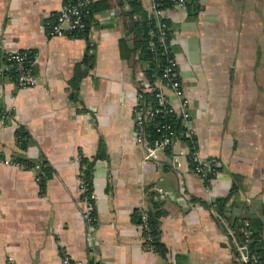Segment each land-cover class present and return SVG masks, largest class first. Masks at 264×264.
<instances>
[{"label": "crops", "instance_id": "0c3cea01", "mask_svg": "<svg viewBox=\"0 0 264 264\" xmlns=\"http://www.w3.org/2000/svg\"><path fill=\"white\" fill-rule=\"evenodd\" d=\"M66 1L0 0V48L38 58L35 86L18 90L0 77V161H44L52 170L42 192L34 171L0 162V264H63L65 254L87 260L79 156L94 162L92 260L241 264L232 230L206 205L226 197L236 182L235 216H261L264 207V0H186L184 8L164 12L199 150L219 159L221 170L210 184L176 157L184 147L178 141L157 160L143 161L133 106L144 64L139 51L131 61L121 57L120 42L130 44L133 36L117 0H96L109 8L94 17L95 63L71 99L87 40L52 38L47 29ZM141 2L149 15L152 0ZM17 124L29 135L26 149L18 146ZM155 207L164 212V256L144 250L134 221L137 210Z\"/></svg>", "mask_w": 264, "mask_h": 264}, {"label": "built area", "instance_id": "2783aa9c", "mask_svg": "<svg viewBox=\"0 0 264 264\" xmlns=\"http://www.w3.org/2000/svg\"><path fill=\"white\" fill-rule=\"evenodd\" d=\"M95 2L96 0H68L65 2L57 17L47 23L48 35L52 38L69 37L79 39L82 37L88 29L85 18ZM167 2L172 4V9H182L186 6V0H152L149 15L152 19L154 18V21H150V30L148 32V47L152 52H155L158 48L167 52L169 46L165 34L167 25L164 22L165 9L163 8L164 3ZM90 42L91 46H95L92 41ZM1 50L4 54L5 62L0 67V77L8 76L18 90L35 86L34 69L38 60L37 55H31L30 52L20 50H7L3 48ZM136 81L138 83V92L133 106L134 134L137 144L144 150L143 161L157 160L160 155L167 153L173 148L176 130L171 123L162 121L156 126L158 137L153 141H149L146 132L148 124L157 116H162L165 119L169 116L177 115L181 119L185 136L191 137L195 135V126L191 115L193 110L192 101L187 97L183 88L179 73V63L173 52L168 54L166 64L161 67V77L151 82L145 73L141 72L136 77ZM167 91L172 92L174 100L168 98ZM145 95L149 96V102H145ZM152 100L156 101V106H153ZM14 127L16 137L19 139L20 137L18 135L21 133L22 126L21 124H17ZM176 157H185L188 161H192L195 164L193 171L206 183H212L218 176L219 172L217 169L220 167V164L219 159L215 156L203 155L199 149L194 153H190L183 147L178 151ZM80 161L81 157L79 156L77 158L79 166L81 164ZM0 162L7 166L34 171L37 175L38 167L27 168L19 162L11 160ZM82 169H84L83 166L81 167V172ZM37 181L40 182L38 175ZM79 183L83 195L87 196L85 197L86 207L83 217L86 224V239L89 253L85 261L74 260L65 254L63 256V264H89V261L94 257L93 242L97 223L93 204L95 198L94 194L89 192L84 179H81ZM214 202L215 199L210 203L211 210L213 211L215 208ZM138 213L141 219V223L138 225L140 233L139 241L143 244L145 251L155 256L158 252L153 245V238L149 234L147 211L141 208L138 210ZM240 232L244 238L242 245L238 246L241 254V264H264V254H249L248 242L252 234L249 221H242ZM231 236L235 238L233 231L231 232ZM244 249L247 250L246 255L242 253ZM9 264L17 263L9 260Z\"/></svg>", "mask_w": 264, "mask_h": 264}, {"label": "trees", "instance_id": "16d2710c", "mask_svg": "<svg viewBox=\"0 0 264 264\" xmlns=\"http://www.w3.org/2000/svg\"><path fill=\"white\" fill-rule=\"evenodd\" d=\"M117 4L119 7L124 9L123 16L131 21L132 26L131 28H129V33L132 34L133 36L131 42L132 45L131 43L128 44L126 39L120 42L121 57L125 60L131 61V58L139 51L140 52L139 60L137 61L140 62L141 64H144V68H143L144 73L146 77L151 82H153L157 78L161 77V67L164 64H166L168 59V54L173 52V47L170 46V42L172 41V31L170 24L167 20L164 19V22L167 25L165 34L169 44L167 52L159 48L155 52L154 51L152 52L151 50H149L148 47V42H149L148 32L150 30L149 23L150 21H154V18L152 19V17L148 15V13L144 10L141 0H117ZM125 5H127V8H125ZM108 8H109V4H107V1L95 2V4L90 8L89 14L85 18V21L88 25V29L87 32L79 39L87 40V44H88L87 52L85 54V58L83 62L77 65L75 76L70 82L72 100L76 99V91L78 89L79 82L93 68L95 63V46H91V42L89 39L90 31L93 26L94 17L97 13H100L101 11H104ZM163 8L165 10L172 9V4L168 2L164 3ZM199 9H200L199 7H196L195 11L194 9H191L190 16L197 15ZM30 54L33 55V53ZM4 62H5L4 54L2 53V50L0 48V67L4 65ZM135 62L136 61H134V63ZM82 67H85L84 70L81 69ZM144 98H145V102L150 101L148 99L149 98L148 95H145ZM152 104L153 106L157 105L155 100H152ZM162 121H167L168 123H171L174 126L176 130V137L174 143L177 141L182 143L190 153H194L199 149L198 139L196 135H193L191 137L185 136L184 128L181 124V119L177 115L169 116L165 119L162 118V116H157L156 118H154L148 124L146 129L149 141H153L158 137V134L156 132V126ZM18 136L20 137L19 139H17L19 148L26 149L29 141L28 133L22 128L21 133ZM168 152H170V150ZM15 161L26 166L27 168L38 167L37 175L40 178L39 183L41 190L42 192H44L46 182L52 175V170L50 169L48 164L44 161L40 163H32L21 160H15ZM80 163H81L80 166L81 167L83 166L84 168L82 169L84 173L83 179L87 183L89 192H92L94 162L84 157H81ZM189 164L191 168L194 170L195 164L190 160H189ZM220 170L221 168L219 167L217 171L220 172ZM238 188H239L238 184L234 182L231 191L226 197L224 198L219 197L218 199H216L214 202L215 204L214 211L217 214L218 218L221 221L227 223L230 229L233 231L235 238L231 236V239H239L240 243L244 242L243 235L240 232V229L242 228V221L244 220L249 221L252 231L250 240L248 242L249 254L250 255L255 253L264 254V219L262 218L264 216V207L261 211V216H249L247 218H240L238 216H235L231 209L234 208L236 203L230 202V199L238 191ZM206 206L208 208H211V204ZM147 214H148L149 234L153 238V245L155 246L157 252L164 256L166 250L164 245L159 241L161 235L160 218L164 215V212L159 210L157 207H155L153 210L147 211ZM134 221L138 225L141 223L138 210L134 214ZM233 251L237 258H241L240 251L236 245L233 246ZM89 264H102V263L97 262L95 260H90Z\"/></svg>", "mask_w": 264, "mask_h": 264}, {"label": "water", "instance_id": "95a60500", "mask_svg": "<svg viewBox=\"0 0 264 264\" xmlns=\"http://www.w3.org/2000/svg\"><path fill=\"white\" fill-rule=\"evenodd\" d=\"M130 25H131V24H130ZM236 242H237V244H238L239 246L242 245V243H240L239 239H236ZM242 253H243L244 255H246V254H247V250L244 249V250L242 251Z\"/></svg>", "mask_w": 264, "mask_h": 264}, {"label": "rangeland", "instance_id": "374dc122", "mask_svg": "<svg viewBox=\"0 0 264 264\" xmlns=\"http://www.w3.org/2000/svg\"><path fill=\"white\" fill-rule=\"evenodd\" d=\"M238 133V132H237ZM237 133H235L236 135H240L241 136V134H237Z\"/></svg>", "mask_w": 264, "mask_h": 264}]
</instances>
